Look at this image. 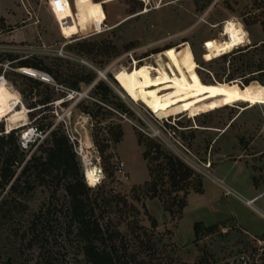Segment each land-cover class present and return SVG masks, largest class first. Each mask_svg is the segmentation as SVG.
Instances as JSON below:
<instances>
[{
    "label": "rangeland",
    "instance_id": "obj_1",
    "mask_svg": "<svg viewBox=\"0 0 264 264\" xmlns=\"http://www.w3.org/2000/svg\"><path fill=\"white\" fill-rule=\"evenodd\" d=\"M227 20L242 24L248 40L226 60L211 58L205 46L223 38ZM0 48V95L15 91L33 111L23 123L0 121V135L16 130L20 146L22 131L37 128L39 134L16 155L22 161L16 175L29 166L16 189L0 190V264H88L81 245L65 236L62 217L49 214L32 226L50 199L64 201L66 179L40 172L36 164L45 161L55 130L67 136L71 172L87 186L83 156L102 170L103 180L90 187V195L110 232L100 249L113 244L115 264H211L245 244L241 229L255 235L264 230V220L237 195L226 196L210 181L212 175L235 189L225 177L233 173L244 187L246 174L228 164L240 162L264 187V105L223 88L228 79L234 88L245 80L264 81V0H0ZM171 51L182 73L188 69L177 51L190 64L186 76L223 89L157 91L143 96L146 108L119 93L116 71L154 65L161 52L174 63ZM24 62L48 70L56 86L26 78ZM99 81L109 91L96 89ZM168 101L173 104L162 106ZM150 140L205 181V194L190 191L181 216H170L159 199L144 194L150 178L143 153ZM262 204L264 198L256 203L264 211Z\"/></svg>",
    "mask_w": 264,
    "mask_h": 264
},
{
    "label": "trees",
    "instance_id": "obj_2",
    "mask_svg": "<svg viewBox=\"0 0 264 264\" xmlns=\"http://www.w3.org/2000/svg\"><path fill=\"white\" fill-rule=\"evenodd\" d=\"M242 49L243 48L237 47L230 53H226L215 59L226 60L230 55L241 51ZM177 53L182 60V65L189 70L190 64L186 61L185 56L180 51H177ZM170 56L174 60V63L169 59L166 60L171 69L173 71L179 70V72H184L172 51L170 52ZM24 65H29L25 68L39 69L49 73L56 82L55 77L45 68H40L29 62H24ZM231 73L233 75L234 72L232 71ZM231 73H229V75ZM200 78L201 81L194 79L201 85H209V83H212L205 81L201 76ZM94 80L95 77H92L90 82H93ZM232 81L233 79H228L223 82L224 85L228 86L227 89L231 91L244 89L252 82L251 80H245L242 82V85L244 86L243 88H234L229 84ZM258 82L261 86H264V81ZM94 85L96 89L109 91L108 86L103 82L99 81ZM225 91L227 93L229 92L227 90ZM173 94H169L165 97H169ZM165 103L162 104V106H170V104H173L172 101ZM32 109H34V107ZM32 113L33 111H28L27 116L32 117ZM20 128L21 127L18 129ZM35 129L38 131L37 128ZM15 131L16 130L12 129L7 134L0 135V190L9 185V189L14 191L18 186L17 181L20 174H23L25 170L29 168L27 165L28 163L25 164L20 169L19 174L16 175L17 169L21 166L22 161L16 157L21 149L17 142V138L14 137ZM21 134V139L28 141L32 135L31 128H27L22 131ZM50 138V148L47 151L45 161L42 163L37 162L36 164L41 166L42 170H40V172L49 171L51 173L54 171L57 177H64L66 179L65 184L63 185L64 201L63 204L59 205L53 203V198L50 199L48 206L44 208L45 210L41 208L39 212L35 214L32 226L35 228L36 224L39 223L41 219L45 217L47 218L49 214L56 216V219L62 217L65 221V236H72L73 239L81 245V252L88 264H115L117 260L115 246L111 244L108 251L100 249V246L105 243V236L110 232H108V228H106V230L104 229L103 218L95 212L96 207H98V200L92 198L90 195L91 188L85 184L84 180L78 178L75 173L71 172L72 169L69 162H73L74 156L72 153V146L70 145L67 136L55 130L50 133ZM6 146H8V148L4 151ZM151 148L154 149V153H152ZM143 158L147 160L148 174L150 178V181L145 182L144 194L149 200L159 199L163 204L164 211L170 216L182 215L187 206V196L190 191H193L195 194L203 193L201 178L181 159L164 152L159 144L150 140V146H146ZM30 161L34 163L36 162V159L33 158V160L30 159ZM154 161L157 162L155 168L152 167ZM194 183L195 187L192 188V184ZM158 185L161 186V190L158 188ZM198 226V223H195L193 226L195 234ZM212 227L213 226H210L206 229L210 231Z\"/></svg>",
    "mask_w": 264,
    "mask_h": 264
},
{
    "label": "bare ground",
    "instance_id": "obj_3",
    "mask_svg": "<svg viewBox=\"0 0 264 264\" xmlns=\"http://www.w3.org/2000/svg\"><path fill=\"white\" fill-rule=\"evenodd\" d=\"M223 38L218 39L212 43L206 44V52L211 58H217L226 53H230L235 47H238L247 42L243 26L239 22L227 20L223 25ZM104 73H100L102 78ZM185 73L173 71L165 58L164 52L156 55L154 65L135 64L131 69L120 68L114 73V80L116 81L119 93L127 97L132 102L142 104L146 108V102L143 96H151L157 91H176V90H220L222 87L212 86L206 88L204 85L196 82L192 76H186ZM1 78V77H0ZM5 79V77H4ZM114 89L116 87L109 83ZM244 86H241L243 88ZM229 91L230 95L235 94L240 96L253 104L264 105V86L252 82L244 89ZM228 94V93H227ZM61 101H58L60 104ZM19 106V108H18ZM28 110L21 103L19 94L15 91L0 95V121L5 120L9 125H16L26 122ZM24 125V124H23ZM84 178L89 187L99 184L103 180L102 171L91 162L88 156H83ZM222 184L221 182H219ZM258 212L262 215V211Z\"/></svg>",
    "mask_w": 264,
    "mask_h": 264
},
{
    "label": "built area",
    "instance_id": "obj_4",
    "mask_svg": "<svg viewBox=\"0 0 264 264\" xmlns=\"http://www.w3.org/2000/svg\"><path fill=\"white\" fill-rule=\"evenodd\" d=\"M0 51H3L2 48H0ZM26 71L27 72H23L21 74L27 78L36 80L44 85L56 86L54 79L49 73L43 70L32 68H29ZM0 77L4 78V75H1ZM31 131L32 135L28 141L22 139L20 140L21 148H26L32 138L39 137V134H37V130L35 128H31ZM99 169L101 170V168ZM100 182L101 180L98 183ZM219 186L222 187L226 196L235 194L230 188L226 187L224 184H219ZM242 202L247 208L259 214L264 219V215L260 214L255 208L253 200L242 199ZM211 264H264V233L260 236L247 235L245 244H243L238 251L231 255H228L220 261Z\"/></svg>",
    "mask_w": 264,
    "mask_h": 264
},
{
    "label": "crops",
    "instance_id": "obj_5",
    "mask_svg": "<svg viewBox=\"0 0 264 264\" xmlns=\"http://www.w3.org/2000/svg\"><path fill=\"white\" fill-rule=\"evenodd\" d=\"M223 163H227V162H221V163H219V164H223ZM219 164H217V165H215L214 167H212L211 166V168H210V170H215L216 168H217V166L219 165ZM229 165H230V168H232V170H234V168H236V169H238L237 171H238V173H245L246 174V176L248 177V183L244 186V187H238V185L236 184V181H237V179L235 178V175L233 174V173H231V174H229V175H226L225 177H226V179H228V181L233 185V186H235V189H231L236 195H237V197H238V195H239V193H237V189L238 190H240L243 194H245V195H243V194H241L243 197H241L240 195H239V199H240V201H241V203H243L242 202V199H246V200H253V203H254V206H255V208L257 209V210H259V211H262V212H264L263 211V209L261 208V207H257L256 206V203H259V202H261V200L264 198V187L263 186H261V185H258V186H256L254 183H253V181H252V170L249 168V167H245V166H242L241 165V163L240 162H234V163H228ZM210 181L213 183V184H215V186H217L218 188H220L219 187V184H218V181H219V179H217V178H215V177H213L212 175H211V177H210ZM202 185H203V193L202 194H198V195H200V196H203L204 194H205V192H206V186H205V181H204V179L202 180ZM226 186V185H225ZM227 187V186H226ZM229 188V187H228ZM221 189V188H220ZM223 190V189H222ZM224 192V191H223ZM223 194V193H222ZM190 196V195H189ZM263 205V207H264V204H262ZM245 206V205H244ZM246 207V206H245ZM249 209V208H248ZM250 210V209H249ZM252 211V210H251ZM253 212V211H252ZM255 213V212H254ZM256 215H258V217L259 218H261V219H263L259 214H257L256 213ZM264 220V219H263ZM218 223H220V222H217V223H213L212 224V226L213 225H216V224H218ZM236 224H238V222L236 223ZM240 226V225H239ZM205 227H210V226H205ZM241 231H242V233H243V235H244V239L247 237V235H251V236H260L261 234H263L264 233V230L263 231H260L257 235H255L254 233H250L249 231H248V229H241Z\"/></svg>",
    "mask_w": 264,
    "mask_h": 264
},
{
    "label": "water",
    "instance_id": "obj_6",
    "mask_svg": "<svg viewBox=\"0 0 264 264\" xmlns=\"http://www.w3.org/2000/svg\"><path fill=\"white\" fill-rule=\"evenodd\" d=\"M236 48V47H235ZM96 81H98V79L96 80ZM96 83V82H95Z\"/></svg>",
    "mask_w": 264,
    "mask_h": 264
}]
</instances>
